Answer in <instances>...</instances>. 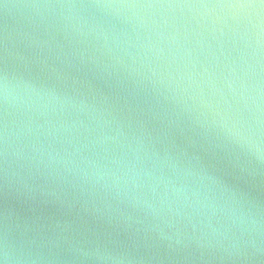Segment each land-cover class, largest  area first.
I'll return each mask as SVG.
<instances>
[{
  "label": "water",
  "instance_id": "95a60500",
  "mask_svg": "<svg viewBox=\"0 0 264 264\" xmlns=\"http://www.w3.org/2000/svg\"><path fill=\"white\" fill-rule=\"evenodd\" d=\"M109 3L152 7H62ZM236 3L260 0H0V70L7 50L18 78L84 101L38 102L23 85L7 109L0 100V238L7 215L19 264H264V161L201 103L232 78L258 97L264 122V8L242 13L255 24L258 12L259 29H237V10L200 7ZM137 157L198 196L152 211L85 176L82 159L115 170L114 159ZM97 247L127 259L76 251Z\"/></svg>",
  "mask_w": 264,
  "mask_h": 264
},
{
  "label": "clouds",
  "instance_id": "9594fccd",
  "mask_svg": "<svg viewBox=\"0 0 264 264\" xmlns=\"http://www.w3.org/2000/svg\"><path fill=\"white\" fill-rule=\"evenodd\" d=\"M69 9L84 8V7H97L102 9H134L142 7H152V5H133V4H96V5H64ZM200 7H220L232 10H237L233 13V20L236 28L238 29L241 24L249 27L259 29V13H256L257 21L254 24L251 15L242 14L245 10L264 8V0H260L259 4L251 3H236L226 5L208 6L201 5ZM107 43V37H105ZM259 42V41H257ZM234 77V72L231 74ZM23 85L25 90L30 93V99L34 96L38 102L51 101L61 106L70 104L75 106L76 103L83 104L84 101H75L67 94H61L55 89H38L36 85L27 80H22L17 77L16 73L10 71L7 64V50H5V65L0 70V100H2L6 109L11 106L15 100V94L18 88ZM213 97L216 99L204 100L202 98V106L213 111V123L220 129L224 135L237 143L241 149L248 152V154L259 161H264V122L261 120V110L258 97H253L250 94L249 88L240 84L239 87L235 86V81L232 78H226L223 85L217 87L213 85ZM226 89V90H225ZM233 103L236 107L233 109ZM249 113L248 118L242 117L241 108L239 105ZM47 107V104L44 105ZM218 118V119H217ZM108 137H106L107 139ZM4 159H5V180L8 179V129L5 123L4 131ZM167 159V157H166ZM82 162L87 165L91 171L85 170V176L95 180L96 183L101 181H111L112 186L117 188V195L120 194L121 187L123 191L130 195L131 201L139 204L144 201L147 208L152 211H157L159 206L160 210L167 207L169 212H173L174 203H188L192 197H197L198 193L191 192L185 184H177L173 179L166 177L163 171L159 175L152 169L139 167V158L135 161H127L122 163L120 160L114 159L112 164L115 166L109 168L107 165H101L95 160L82 159ZM210 178V177H209ZM147 187L151 193V202L148 197L140 189ZM207 199V197H205ZM233 225L243 231V213L233 212ZM249 220L251 216L249 214ZM239 222V223H237ZM254 223V221H252ZM217 230L213 229L215 233ZM161 239L171 240V237H166L163 233L160 234ZM180 242L179 238L176 240ZM238 239H233L232 246L238 245ZM76 251L80 253L82 258H94L98 261H123L127 257L115 256L107 249L97 247L92 251L83 248H77ZM30 258V257H28ZM20 256L15 239L10 236V230L7 223V215L5 217L4 232L0 238V264H19Z\"/></svg>",
  "mask_w": 264,
  "mask_h": 264
}]
</instances>
